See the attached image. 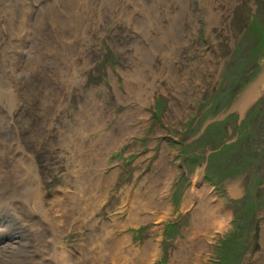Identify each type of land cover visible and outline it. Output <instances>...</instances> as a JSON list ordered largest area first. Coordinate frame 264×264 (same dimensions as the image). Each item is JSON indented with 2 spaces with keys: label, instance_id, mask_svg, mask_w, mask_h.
<instances>
[{
  "label": "rangeland",
  "instance_id": "374dc122",
  "mask_svg": "<svg viewBox=\"0 0 264 264\" xmlns=\"http://www.w3.org/2000/svg\"><path fill=\"white\" fill-rule=\"evenodd\" d=\"M0 100L14 264H264V0H0Z\"/></svg>",
  "mask_w": 264,
  "mask_h": 264
},
{
  "label": "bare ground",
  "instance_id": "6f19581e",
  "mask_svg": "<svg viewBox=\"0 0 264 264\" xmlns=\"http://www.w3.org/2000/svg\"><path fill=\"white\" fill-rule=\"evenodd\" d=\"M40 3V2H39ZM10 103L12 104L13 102L12 101H10ZM13 105V104H12ZM6 108L3 106V104H2V102H1V100H0V155L2 154V155H4V160L5 161H7L8 159V157L9 156H11V152H13V151H11L12 150V148H13V144L12 143H15V141H13L12 139H10V138H8V137H11L12 135H13V132H14V130H12V126H11V123H10V120L8 119L7 121H5L3 118H2V116H1V114H5L4 113V110H5ZM6 111V110H5ZM7 146H8V148H7ZM3 161V160H2ZM4 161V162H5ZM3 162V163H4ZM31 166L33 167V165H32V163H31ZM1 167V169H4L5 167L3 166L2 167V165L0 166ZM1 178H3V179H6V172H4V171H0V181H1ZM16 188H18V187H15V188H13L15 191H16ZM236 188V187H235ZM234 189V188H233ZM237 189V188H236ZM4 193V192H3ZM147 200H149V199H147ZM21 202V201H20ZM28 202L29 203H31V200H28ZM11 203V202H10ZM16 203V202H15ZM15 203H14V205H15ZM144 203L146 204L147 203V201H144ZM14 205H10V210L13 208V206ZM158 205L159 206H162L163 205V202H160V203H158ZM1 207V206H0ZM2 209V208H1ZM13 209H15V208H13ZM9 210V211H10ZM16 211V210H15ZM218 211V209L217 208H213L211 205H209L208 204V202H203L202 203V205H201V207L199 208V211L197 212V213H199V220L198 221H200L199 223H200V225H199V228H197V230H200V228L202 229V227L203 226H205V227H203V229L204 228H206V224H204V223H210L211 222V220L214 218V214H217V218L219 219H221V220H223L225 217H226V215L225 214H223V213H220L219 211ZM214 213V214H213ZM15 215V214H14ZM17 216V215H16ZM15 216V217H16ZM19 217V216H18ZM215 222V221H214ZM217 222V221H216ZM224 223V222H223ZM222 223V224H223ZM197 224V223H196ZM216 225V224H215ZM221 225V224H220ZM208 226V225H207ZM219 228V227H218ZM211 231V230H210ZM200 233V232H199ZM206 233V232H205ZM13 234V236H14V240L16 239V237H17V234L16 233H12ZM1 237V236H0ZM109 238V237H108ZM0 242L1 243H3V245H4V240L2 239V238H0ZM101 240V239H100ZM95 242H96V240L94 241V244H92L91 245V249L94 251V250H96L95 249ZM103 243V242H102ZM105 244V243H104ZM2 245V247H1V245H0V255L2 256V258H7V262L6 263H4V264H14V263H16L15 261H13V259H12V257H9V252H8V247H5V246H3ZM19 245V243L17 244V246L16 247H13L12 246V248H11V250H15V252L16 253H14L15 255H17L18 254V251H19V247L20 246H18ZM112 245V244H111ZM114 246V253H115V255L117 254V253H120L119 252V250H120V248H119V242H115L114 241V244H113ZM107 248V247H106ZM110 248H111V246H110ZM113 249V248H112ZM101 249H99V251H100ZM54 252H56V250H54ZM106 252V251H105ZM111 254V253H110ZM120 255V254H119ZM95 256V255H94ZM96 258L98 257V256H95ZM99 259V258H98ZM68 260V261H67ZM62 261H67V262H69V263H71V264H76V262H75V259H73V257H71V256H69L66 252H64V254L62 255ZM98 261V260H97ZM113 262V261H112ZM97 263V262H96ZM99 264V263H98Z\"/></svg>",
  "mask_w": 264,
  "mask_h": 264
}]
</instances>
